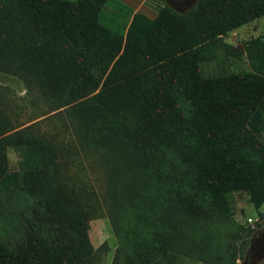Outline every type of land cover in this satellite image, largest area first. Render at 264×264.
<instances>
[{"label":"trees","instance_id":"obj_1","mask_svg":"<svg viewBox=\"0 0 264 264\" xmlns=\"http://www.w3.org/2000/svg\"><path fill=\"white\" fill-rule=\"evenodd\" d=\"M106 1L0 0V72L62 128L20 127L0 99V264H93L99 216L115 261L238 264L252 230L227 193L264 203V34L242 49L223 35L264 0H158L125 33L100 20ZM221 55L249 69L209 72Z\"/></svg>","mask_w":264,"mask_h":264},{"label":"rangeland","instance_id":"obj_2","mask_svg":"<svg viewBox=\"0 0 264 264\" xmlns=\"http://www.w3.org/2000/svg\"><path fill=\"white\" fill-rule=\"evenodd\" d=\"M166 1L181 11L187 9L195 2V0ZM156 7H158V0H107L103 6V16L101 15L100 20L125 33L127 23L135 11H142L150 17H154L156 15ZM121 19L124 23L119 24ZM254 20L247 23L246 27L241 25L235 30L227 32L223 35V39L242 49L243 44L248 39L264 34V15ZM222 67L239 71L248 70L249 64L244 55H221L217 60L206 64V69L212 73H218ZM0 99L13 118V122L20 125V127L31 122H37L36 126L43 131L62 129L59 117L55 114L44 118L42 117L45 115L40 116L41 113L48 110V105L45 103L43 96L40 95L39 91L27 88L23 80L17 76L0 72ZM19 160V154L12 146H9L8 162L10 169H17ZM227 198L234 218L252 230L250 237L256 231L264 230V203L256 207L251 201L249 193L244 190L230 191L227 193ZM90 231L95 240L101 241L104 239L97 247L96 260L93 264H124L120 259L114 260L117 241L106 216L91 219ZM250 237H248L247 243L240 247V256L237 259L238 264H243L244 262L247 248L250 244ZM237 245L239 246L238 243ZM182 263L207 264L189 259H184ZM250 263L256 264L250 260H247L245 264ZM258 264L264 263L262 261Z\"/></svg>","mask_w":264,"mask_h":264},{"label":"crops","instance_id":"obj_3","mask_svg":"<svg viewBox=\"0 0 264 264\" xmlns=\"http://www.w3.org/2000/svg\"><path fill=\"white\" fill-rule=\"evenodd\" d=\"M181 1H186V0H181ZM254 22H255V20H254ZM246 25L247 24H244V26L246 27ZM236 29V28H235ZM234 29V30H235ZM259 232H260V230L259 231H256L255 233H253V235L250 237V244H249V246H248V250H247V253H246V255H245V259H244V262H243V264H245L246 263V261L247 260H250V261H253V263H256V264H258V263H260V262H262V261H264V246H261V247H259V248H257V252L256 251H254V252H256V253H254V252H252L253 254H254V256L255 257H250L248 254H249V251H251V249L253 248V245H252V243H253V239H255V238H257L258 237V235H259ZM89 236H90V239H91V241H92V244L94 245V247L95 248H97L103 241H104V239H102L101 241H99V240H95L93 237H92V235H91V231H90V227H89ZM250 264H252V263H250Z\"/></svg>","mask_w":264,"mask_h":264},{"label":"flooded vegetation","instance_id":"obj_4","mask_svg":"<svg viewBox=\"0 0 264 264\" xmlns=\"http://www.w3.org/2000/svg\"><path fill=\"white\" fill-rule=\"evenodd\" d=\"M253 248L251 249V251H249V256L251 257H255L254 254L252 252L256 251L257 248L264 246V230L259 232V235L257 238L253 239ZM257 252V251H256ZM254 252V253H256Z\"/></svg>","mask_w":264,"mask_h":264}]
</instances>
